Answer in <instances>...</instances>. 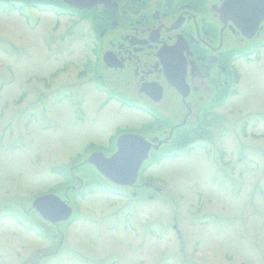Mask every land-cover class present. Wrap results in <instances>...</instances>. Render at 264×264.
I'll return each instance as SVG.
<instances>
[{
  "label": "rangeland",
  "instance_id": "374dc122",
  "mask_svg": "<svg viewBox=\"0 0 264 264\" xmlns=\"http://www.w3.org/2000/svg\"><path fill=\"white\" fill-rule=\"evenodd\" d=\"M62 16L0 6V264H264V56L239 67L209 139L143 170L146 195L107 196L94 174L68 196L76 216L62 239L22 215L15 204L32 211L36 196L59 194L68 168L91 180L89 144L143 123L101 105L82 76L85 24Z\"/></svg>",
  "mask_w": 264,
  "mask_h": 264
},
{
  "label": "flooded vegetation",
  "instance_id": "af4514ba",
  "mask_svg": "<svg viewBox=\"0 0 264 264\" xmlns=\"http://www.w3.org/2000/svg\"><path fill=\"white\" fill-rule=\"evenodd\" d=\"M72 2L89 8L72 7L63 0H0V6L32 7L41 14L66 15L62 17L84 23L89 57L84 63L87 74L84 71L82 76L92 83L102 106L114 104L127 120L142 119L136 129L127 123L117 128L107 144H89L86 159L92 154L108 159L116 152L120 136L137 135L151 143L141 167L155 165L157 158H166L181 140L198 138L199 131L220 120L216 109L230 102L239 67L260 62L264 56V0ZM80 164L90 172L91 180L86 175L82 180L74 177L70 167L66 182L55 189L59 194L54 196L68 206L69 195L75 199L86 187L96 185L94 174L101 182L99 191L116 198L146 195L142 192L149 188L141 183L142 168L128 188L110 185L85 159ZM15 205L28 220L38 215L25 204ZM1 209L8 210L6 206ZM42 222L56 231L54 238L60 235L62 239L60 232L68 221Z\"/></svg>",
  "mask_w": 264,
  "mask_h": 264
},
{
  "label": "water",
  "instance_id": "95a60500",
  "mask_svg": "<svg viewBox=\"0 0 264 264\" xmlns=\"http://www.w3.org/2000/svg\"><path fill=\"white\" fill-rule=\"evenodd\" d=\"M64 3L79 9L89 8L76 6L72 0ZM155 139L152 140V143ZM116 152L108 159L101 154H92L86 159L102 177L119 187H132L136 182L142 164L147 160L151 143L137 135L120 136L116 143ZM39 217L50 224L65 222L72 215V208L54 195H43L31 203Z\"/></svg>",
  "mask_w": 264,
  "mask_h": 264
},
{
  "label": "trees",
  "instance_id": "16d2710c",
  "mask_svg": "<svg viewBox=\"0 0 264 264\" xmlns=\"http://www.w3.org/2000/svg\"><path fill=\"white\" fill-rule=\"evenodd\" d=\"M217 120H219V119H215V121H214L215 125H216ZM212 126H213V124L207 126L206 127V131H199L198 132V138L197 137H195V138H197V140L209 139L210 138V135H209V131L210 130H209V128L212 127ZM190 138H194V137L190 136ZM184 139H187V138L184 136ZM188 141L189 140H181V142H179V144H177V147L175 149H184V148H186L188 145H190V143ZM191 141L194 142V139H191Z\"/></svg>",
  "mask_w": 264,
  "mask_h": 264
}]
</instances>
